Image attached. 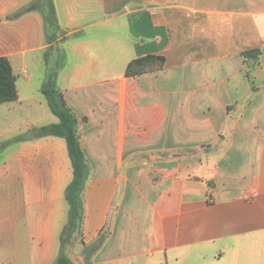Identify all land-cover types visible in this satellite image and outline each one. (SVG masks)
Segmentation results:
<instances>
[{"label":"crops","instance_id":"1","mask_svg":"<svg viewBox=\"0 0 264 264\" xmlns=\"http://www.w3.org/2000/svg\"><path fill=\"white\" fill-rule=\"evenodd\" d=\"M36 2L0 0L17 90L0 103V264H54L68 219L44 87L90 167L74 264L100 235L91 264H264V0H50V24ZM146 55L164 60L126 75Z\"/></svg>","mask_w":264,"mask_h":264},{"label":"trees","instance_id":"2","mask_svg":"<svg viewBox=\"0 0 264 264\" xmlns=\"http://www.w3.org/2000/svg\"><path fill=\"white\" fill-rule=\"evenodd\" d=\"M45 1V0H41ZM40 2V3H41ZM49 7L46 12V21L52 22L53 9L50 0L45 1ZM48 2V3H47ZM38 3V2H37ZM37 3L30 4L27 9L40 6ZM50 16L51 20H48ZM260 53L259 49L246 50L241 53L244 58H254ZM164 60L163 56L146 55L131 60L126 67V75L137 74L146 68L159 65ZM152 63L151 65H149ZM16 76L13 73L9 60L0 56V103L14 101L17 99L15 85ZM48 105L57 116L58 122L44 125L39 128L40 135H57L65 139L68 155L71 160L73 176L65 190V197L69 203L68 219L60 233V251L54 264H74L66 252V245L72 241L75 232L81 226L83 218L82 189L90 173V167L82 151L78 132L79 120L72 110L67 106L62 94L54 88H42ZM104 236L100 235L96 243L90 246L88 257L101 246ZM85 260V264H88Z\"/></svg>","mask_w":264,"mask_h":264},{"label":"rangeland","instance_id":"3","mask_svg":"<svg viewBox=\"0 0 264 264\" xmlns=\"http://www.w3.org/2000/svg\"><path fill=\"white\" fill-rule=\"evenodd\" d=\"M38 1V4H40V2H41V0H37ZM46 1V0H45ZM37 3V2H36ZM48 3V2H47ZM49 7V6H48ZM48 20H51L50 19V16H49V18H48ZM51 23V21L49 22V24ZM53 50H54V48H51V49H48V50H46V54H47V56H49V55H51V56H53V54H54V52H53ZM54 58V57H53ZM53 62L54 63H58V59H53ZM152 63H150L149 65H151ZM54 66V65H53ZM248 68H250V64H248ZM251 71H250V69L248 70V74L249 75H251V73H250ZM72 243V241H70V243L69 244H67L66 245V252H67V250H68V247H69V245ZM89 248H90V246L89 247H86V248H84L83 249V253L81 254V256H82V261L79 263V264H85L84 262H85V260H87V259H89L88 260V264H91V262H90V256L88 257V253H89ZM68 254V253H67ZM68 256H69V254H68ZM69 258H70V256H69ZM71 259V258H70ZM72 260V259H71ZM73 261V260H72Z\"/></svg>","mask_w":264,"mask_h":264},{"label":"water","instance_id":"4","mask_svg":"<svg viewBox=\"0 0 264 264\" xmlns=\"http://www.w3.org/2000/svg\"><path fill=\"white\" fill-rule=\"evenodd\" d=\"M27 135L26 136H24V138H26V137H31V134H30V131H28L27 133H26Z\"/></svg>","mask_w":264,"mask_h":264}]
</instances>
